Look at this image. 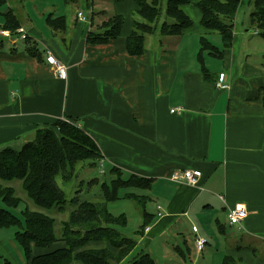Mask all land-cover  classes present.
<instances>
[{
    "label": "crops",
    "instance_id": "0c3cea01",
    "mask_svg": "<svg viewBox=\"0 0 264 264\" xmlns=\"http://www.w3.org/2000/svg\"><path fill=\"white\" fill-rule=\"evenodd\" d=\"M7 1L0 7V26L10 10L28 40L0 38V149L20 147L40 126L56 119H75L99 149L101 158L94 166L98 171L115 176L111 170L115 168L122 178L147 181L143 188L125 189L139 196L128 197L138 208V225L145 214L151 223L148 233L140 227L138 235L131 236L137 242L127 260L141 251L151 255L148 239H137L142 232L146 237L153 228L164 233L184 219L192 223L191 231L196 227L207 240L200 252L194 248L193 233L191 248L186 241L184 249L174 245L172 256L184 263L197 264L201 259L200 264H221L229 256L234 264H264V61L244 58L238 64L241 50L237 47L244 45L246 34L233 24L231 45L224 46L215 30L200 24L197 9L195 33L192 27L177 36L147 35L144 52L131 55L126 39L138 19L135 0L112 1L113 14L123 18L119 35L97 44L86 42L90 23L80 21L77 12L71 16L68 10L58 14L44 10V16L35 8L40 16L24 10L19 17ZM184 5L180 8L185 12ZM49 14L63 16L62 30L49 26ZM217 35L222 48L212 42ZM202 37L222 49L218 57L206 51L201 54L210 79L201 73ZM48 51L64 63L66 78L56 76L46 62ZM216 61L222 67L212 70ZM221 72L228 84L223 89L216 87ZM82 166L93 168L83 161L75 164L77 170ZM188 168L201 171L198 185L174 178ZM57 178L58 185L64 183L61 176L59 182ZM148 202L153 212L146 209ZM235 202L246 207L240 227L227 221L228 208ZM106 245L90 241L78 250ZM62 247L63 242L50 248L32 246V255ZM22 264H28L23 256ZM70 264L84 263L73 260Z\"/></svg>",
    "mask_w": 264,
    "mask_h": 264
},
{
    "label": "trees",
    "instance_id": "16d2710c",
    "mask_svg": "<svg viewBox=\"0 0 264 264\" xmlns=\"http://www.w3.org/2000/svg\"><path fill=\"white\" fill-rule=\"evenodd\" d=\"M190 2L191 0H135L138 19L133 21L132 30L126 39L127 52L131 55L142 54L147 35L158 32L161 36H177L189 28L192 20L180 6ZM242 2L243 0H199L195 3L201 15L200 24L215 30L224 46L231 45L233 21ZM4 3L5 0H0V7ZM248 3L251 5L249 25L264 40V0H248ZM98 12L101 18L98 19L101 21L98 28L92 27L96 12L89 10L88 13L90 25L85 40L90 44L106 43L116 38L122 26V16L108 15L104 10ZM161 15L163 20L159 22ZM46 21L54 30H62L64 26L63 16L49 14ZM0 27L8 29L14 38L20 35L17 32L20 27L18 20L10 10L4 13V22ZM22 40L27 41L28 37ZM28 47L26 49L29 52L31 48ZM199 49L201 73L205 79H210L212 76L204 66L201 54L206 51L209 55L218 57L222 55V49L203 37L200 39ZM100 158L99 149L92 137L81 129L75 119L69 117L56 119L51 125L40 126L34 137L20 147L7 146L0 149V181L20 180L27 199L37 208L32 210L27 207L23 210L24 223L19 224L20 229L15 233V240L28 264H70L73 260L84 264H154L152 256L144 251L137 252L130 260L122 261L137 241L115 228L123 225L125 218L123 215H112L107 207V203L114 199H139V196L128 191L120 196L118 190L127 189L128 186L143 188L147 186V181L133 176L122 178L121 171L111 168L115 171V176L109 183H100V193L97 195L100 201L80 199L78 194L67 198L56 184L55 177L58 174L65 180L72 176L76 162L86 161L94 167ZM1 182L0 199L7 206L4 205L9 208L17 205L20 199L15 195L14 188ZM89 182L90 185L95 184L97 178L93 177ZM54 210L60 213L67 210V216L60 221L57 232ZM148 218L146 214L143 216L142 229L150 223ZM18 223L19 220L8 208L0 207V227ZM99 240L106 241L105 248L78 250L90 241ZM56 242H63L64 247L32 255V246L50 248ZM110 247L117 248L118 251L114 252ZM234 263L232 257L226 256L221 264Z\"/></svg>",
    "mask_w": 264,
    "mask_h": 264
},
{
    "label": "rangeland",
    "instance_id": "374dc122",
    "mask_svg": "<svg viewBox=\"0 0 264 264\" xmlns=\"http://www.w3.org/2000/svg\"><path fill=\"white\" fill-rule=\"evenodd\" d=\"M112 1L113 0H67V1L65 0H8L7 4L11 6L13 12H16L19 17L22 11L24 10L28 12L33 11L34 17L40 16V13H38L35 9L37 8L43 14H44V10H46L47 13L54 12L55 14H58L60 12L62 13L63 10L64 11L68 10L71 16H74L78 10H82L84 12V15L87 18H88L89 10L92 11L91 5H94L95 6L94 10L96 13H94L95 16H94V22H93L92 27L98 28L101 23V21L98 20V19L101 20L100 13L98 11L103 10V8L105 7L107 10L106 11L107 14L112 15L114 13L113 6H111ZM97 5L104 6V7H98ZM42 7L44 9H42ZM184 9H185V12L190 16L191 20L193 21V25L191 24L189 28H192V27L194 28L195 26L198 25L197 24V18H198V13H199L197 10L198 8L195 6V4L191 2V3L185 4ZM238 10L239 11L236 14L237 17L234 18L235 20L233 24L240 33L246 34V37H247V39L244 41V45H241L240 43L238 44L237 49L241 50L240 51L241 57L239 59L238 64H241L244 58L246 59L251 58L250 60H255L256 63L257 62L261 63V61H264V46H263L264 44L262 45L261 42H263V40L259 37V35L252 34L253 29L249 25V21H248V15L251 10V5L248 3V0H243V3H241ZM44 16H46V14H44ZM101 17L103 19L104 17L103 14H101ZM39 20L40 18L37 17L34 23L36 24V22ZM162 20H163V15H161L159 22H161ZM82 25H85V23L84 24L82 23ZM193 28L191 29L192 30L191 33H195L196 28L194 29ZM154 34L159 35L158 32H155ZM196 34L199 35V33H196ZM218 39L219 37L217 35V37L212 38V42H214L217 46L222 48L221 42L218 41ZM18 43L21 45V41H18ZM39 48H41V45H39ZM216 64L217 65L211 66L210 68L213 70V67L215 69L222 67V65L220 64V61H216ZM249 64H252V63L249 62ZM262 66L263 65H260L259 67H262ZM92 159L94 160L95 158H92ZM84 164H89V163L85 161ZM87 168L88 167L86 166L85 168L82 166L80 169L77 170L74 166V171L72 173V176L67 180L62 178L64 181L63 184L59 182V179H60L59 176H61L60 174H58L55 177V181H56V178L58 177L57 180L59 182V185L57 181H56V184L58 185V187L60 186L64 190L63 191L59 187L63 191V193L64 192L66 193L67 198H71L75 194H78L80 199H91L94 201L101 200L97 196L98 193H100V188H99L100 183L103 181H107V183H109V180L114 175L111 176L108 171H106L105 173H102L98 171V168H95V167L90 168V169H87ZM84 169H87V170H84ZM93 177L97 178V183L95 184L92 183L90 185L89 183L91 182H89V180ZM81 180L84 181V183H80ZM1 183L3 185L12 186L15 190V195L19 197L20 202L17 205L15 206L12 205L11 208H9V207H6L7 205L3 203L2 200L0 199V207L8 208L14 214V216H16L17 219L19 220V223L17 225H13L9 227H0V264H5L6 261L8 262V264H22L23 255H22L20 246L15 240V233L17 230L20 229L19 224L23 225L24 223L23 210L27 207L32 210H37V208L30 200L27 199L20 180L13 179V180L1 182ZM64 185L66 186V189L64 188ZM118 193L120 196H123V194L126 192L124 188H119ZM135 205L136 204L132 200H129L128 198H118L108 203L109 210L112 211V213L116 214V215L114 214L112 215L117 216L121 214L124 216L125 223L121 226L118 225L115 228H117L122 234L127 235V236L129 235L133 236V234L138 235L136 233H138L137 231L141 227V225H138L139 216L136 213L138 208ZM68 206L70 207V205ZM152 206L153 204L151 202H148L146 205V209L150 212H153ZM58 212L55 211L56 232H57V228L59 229L60 221L62 219H65L67 216V210L63 211L62 213L60 212L58 213ZM191 226H192L191 222L183 219V220H180L179 222L177 221V223H175L172 227H169V229L164 233H161V232L159 233V231L153 228L152 233L150 232L149 236L146 237L144 235L145 232L144 234L143 232L141 234V231H140V234L143 236L137 237V239H142V238L148 239L147 246L148 248L151 249V252H152L151 256L154 259V264H194L193 262L184 263L181 258H178V259L176 258L178 256H172L173 252H175V251H172V248L176 244L180 245L182 249H184V241H186L189 248L192 247L191 239H192L193 232L191 231ZM99 241H104V240H99ZM145 241L147 240H144L142 243H145ZM211 242L212 241H210V243ZM207 248L208 246H206L205 251L208 250ZM110 249H112L114 252L118 251L117 248L114 249L110 247ZM194 255L195 254L193 250L191 251L190 256L193 258ZM127 259L128 258L126 256L124 259H122V261H127ZM201 261H202L201 259L198 260L197 264H200Z\"/></svg>",
    "mask_w": 264,
    "mask_h": 264
},
{
    "label": "built area",
    "instance_id": "2783aa9c",
    "mask_svg": "<svg viewBox=\"0 0 264 264\" xmlns=\"http://www.w3.org/2000/svg\"><path fill=\"white\" fill-rule=\"evenodd\" d=\"M78 19L83 22H89V19L84 15V12L82 10H78L76 13ZM17 32L20 34L18 37H15L16 39H24L27 35L26 32L22 28H18ZM0 38L4 39H14V37L11 36V33L8 29L0 28ZM46 62L52 66V69L56 76L59 78H66L67 76V69L64 63L60 62L54 55H52L49 51L46 53ZM228 84L224 81V73L221 72L218 74L217 80H216V87L217 88H226ZM176 109H171V112H174ZM201 171L196 168H188L182 170L181 173L174 175L175 179H183L185 182H187L190 185H198L200 178H201ZM223 200V197H221ZM246 216V207L243 202H235L233 206L228 208L227 212V221L230 225L240 227L244 221V218ZM150 230L149 226H146L144 228V232L148 233ZM193 234V244L194 248L197 252H200L205 247L207 240L199 235L197 233V228L192 227Z\"/></svg>",
    "mask_w": 264,
    "mask_h": 264
}]
</instances>
